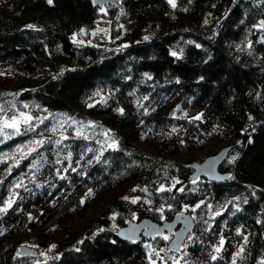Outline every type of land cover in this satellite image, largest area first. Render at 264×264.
<instances>
[{"label": "trees", "instance_id": "16d2710c", "mask_svg": "<svg viewBox=\"0 0 264 264\" xmlns=\"http://www.w3.org/2000/svg\"><path fill=\"white\" fill-rule=\"evenodd\" d=\"M101 18L109 36L91 43ZM24 112L0 124V264H148V238L116 230L184 209L198 213L185 264H264V0H0V114ZM231 144L225 182L173 192ZM76 182L102 204L52 237Z\"/></svg>", "mask_w": 264, "mask_h": 264}, {"label": "rangeland", "instance_id": "374dc122", "mask_svg": "<svg viewBox=\"0 0 264 264\" xmlns=\"http://www.w3.org/2000/svg\"><path fill=\"white\" fill-rule=\"evenodd\" d=\"M109 32V22L104 18L99 19L96 22V28L92 31V37L90 39V42L96 44L105 40L106 38H108ZM20 114L15 115V117H17L20 121L18 127L24 123L23 118L20 116ZM24 114L31 117V114L29 112H24ZM12 117H7L5 115L0 114V124L5 126V121L11 123ZM75 129L77 132L83 133V127L76 126ZM209 144L210 142H204L202 146L205 148ZM67 145L68 144L66 143L63 145L64 147L61 148L62 153L67 150ZM223 145L225 144H221V146ZM196 152L199 153V150H196ZM38 174L41 175L42 171H40ZM59 193L60 195L55 204V214L53 215L52 220L50 219L51 221H49V223L47 224V228L51 229V231H54L55 229H57V226H52V224L55 223V219L57 218V216L65 214L66 212L67 215L66 218L63 219L65 226H63L61 230L56 231L55 234L52 235V237L58 236L64 231L67 232V235L69 233L74 234L76 232H79L82 228L83 223L85 221L90 220L97 213L105 196L103 192L94 193L90 190H86V186L83 184V182H76L73 186L61 187ZM183 211L189 213L194 219L198 218V213L195 209H184ZM138 219L139 218H137L136 216V218L132 220L137 221ZM164 219L165 218L163 217V220ZM193 238H195V236L192 232H190L180 252L164 251V246L162 244L164 242L160 238L148 239L147 241H145V243L152 247L149 253L148 264H185V252L188 249L189 243L193 240ZM170 240L171 238L169 239V241ZM218 241H220L218 238L210 239L209 252L214 251L215 249H220V247H215V244H218ZM221 242L223 243V240H221Z\"/></svg>", "mask_w": 264, "mask_h": 264}, {"label": "water", "instance_id": "95a60500", "mask_svg": "<svg viewBox=\"0 0 264 264\" xmlns=\"http://www.w3.org/2000/svg\"><path fill=\"white\" fill-rule=\"evenodd\" d=\"M96 5L119 4L120 0H93ZM233 1V0H232ZM233 144L221 148L218 152L205 157L202 161H194L191 163L193 172L185 179L174 184L173 192L186 186L199 178H205L215 182H225L229 176V172H222L219 167L226 159L230 148ZM179 225V227H178ZM195 225L194 218L184 211L178 212L172 219L157 222L151 218L144 217L140 220H131L126 225L118 228L115 232L116 236L122 240L135 241L143 237L152 238L162 234L165 230L172 233L171 240L163 248L164 251L180 252L186 237L192 231ZM149 249V245H146ZM21 255H37L36 248L26 244L19 248ZM242 254L240 255V257Z\"/></svg>", "mask_w": 264, "mask_h": 264}, {"label": "snow or ice", "instance_id": "6c2138e0", "mask_svg": "<svg viewBox=\"0 0 264 264\" xmlns=\"http://www.w3.org/2000/svg\"><path fill=\"white\" fill-rule=\"evenodd\" d=\"M170 3H173L174 0H169ZM49 3H51V0H49ZM28 27H33L32 25H29ZM145 39H147V37H145ZM173 55H175V53H173ZM20 116L23 118V122L25 124H27L31 119L32 117L24 114V113H21ZM19 120L17 117L13 116L12 117V122L11 123H8L7 121H5V127H9V128H18V125H19ZM42 143V141H41ZM135 202V201H134ZM165 239H167V237H165ZM215 258V257H214Z\"/></svg>", "mask_w": 264, "mask_h": 264}, {"label": "flooded vegetation", "instance_id": "af4514ba", "mask_svg": "<svg viewBox=\"0 0 264 264\" xmlns=\"http://www.w3.org/2000/svg\"><path fill=\"white\" fill-rule=\"evenodd\" d=\"M178 227H179V225H178ZM158 236L169 237V238H171L172 233H169L167 230H165L162 234H160V235H156V236H154V237H152V238H149V239L157 238ZM163 248H164V247H163ZM167 252H168V251H167Z\"/></svg>", "mask_w": 264, "mask_h": 264}]
</instances>
